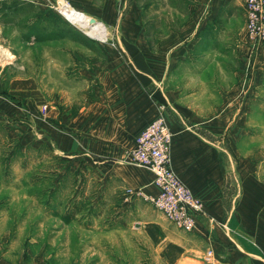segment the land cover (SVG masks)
I'll use <instances>...</instances> for the list:
<instances>
[{
  "label": "crops",
  "instance_id": "obj_1",
  "mask_svg": "<svg viewBox=\"0 0 264 264\" xmlns=\"http://www.w3.org/2000/svg\"><path fill=\"white\" fill-rule=\"evenodd\" d=\"M96 1L106 9L104 23L119 28L125 52H99L80 65L84 93L71 119L51 100L43 103L35 77L5 79L1 69L0 124L14 136L44 129L54 153L71 152L76 142L80 159L92 158L98 190L108 184L155 194L153 173L127 162L124 152L165 106L170 165L203 212L184 231L131 203L105 228L116 233L112 243L102 226L88 241L83 233L92 228L73 219L55 228L28 220L0 231V264H264V44L238 34L236 52H195L202 16L214 19L224 0H159L166 11L156 8L141 24L136 0ZM120 7L126 11L118 14ZM134 41L142 42L139 49L129 47ZM39 104L46 106L43 119ZM69 126L77 127L78 140ZM53 211L62 220L64 212Z\"/></svg>",
  "mask_w": 264,
  "mask_h": 264
},
{
  "label": "rangeland",
  "instance_id": "obj_2",
  "mask_svg": "<svg viewBox=\"0 0 264 264\" xmlns=\"http://www.w3.org/2000/svg\"><path fill=\"white\" fill-rule=\"evenodd\" d=\"M224 2L214 19H206V13L202 16L198 32L202 40L195 52H209L212 46L216 51L236 52L238 34L250 39L245 26L241 30L245 18L244 0ZM97 4L96 0H0V61L8 60L1 68V75L5 79L14 75L35 77L43 103L48 105L45 101L51 100L58 109H65V115L71 119L84 93L85 81L77 74L80 65L89 64L99 52H125L126 48L117 38L119 28L112 29L104 23L106 9L95 8ZM135 4L140 12V24L151 18L160 6L162 15L166 11L159 0H136ZM64 6L102 23L108 30L107 38L100 40L88 34L63 13ZM123 11L125 7H120L118 14ZM150 30L154 37V27ZM260 43L264 44V40ZM141 45V41L129 42L131 49H139ZM42 104L38 108L41 119L46 110L42 109L45 106ZM48 124L64 130L57 121ZM11 128L0 124V231L28 220L55 228L73 219L76 225L92 228L83 233L88 241L98 235L94 228L102 226L104 241L112 243L118 241L116 233L105 228L118 222L116 212L124 210L125 213L131 203L140 209L157 211L140 198L123 203L122 187L114 190L107 184L98 190L90 179L92 158L87 154V160H81L76 142L71 152L54 153L44 129L34 131L27 127L14 136ZM66 129L78 140L77 127ZM126 149L125 160L129 150ZM53 210L64 212L60 214L62 220L53 215Z\"/></svg>",
  "mask_w": 264,
  "mask_h": 264
},
{
  "label": "built area",
  "instance_id": "obj_3",
  "mask_svg": "<svg viewBox=\"0 0 264 264\" xmlns=\"http://www.w3.org/2000/svg\"><path fill=\"white\" fill-rule=\"evenodd\" d=\"M243 8L248 37L257 42L263 41L264 0H244ZM7 62L0 61V69ZM42 109L45 110L46 106ZM159 109V114L135 136L133 146L126 155L127 162L147 168L153 173V184L157 192L150 194L142 188L127 187L121 198L123 202L134 198L149 202L171 224L184 231H191L196 226L197 215L203 212L202 203L170 165L172 132L165 119V106L161 105ZM211 254L212 250L208 249L206 257Z\"/></svg>",
  "mask_w": 264,
  "mask_h": 264
},
{
  "label": "bare ground",
  "instance_id": "obj_4",
  "mask_svg": "<svg viewBox=\"0 0 264 264\" xmlns=\"http://www.w3.org/2000/svg\"><path fill=\"white\" fill-rule=\"evenodd\" d=\"M62 11L68 18H70V20L76 23L88 34L100 40H104L107 38L108 30L102 23L94 21L91 17L87 15L77 13L76 11H73L67 6H64Z\"/></svg>",
  "mask_w": 264,
  "mask_h": 264
},
{
  "label": "trees",
  "instance_id": "obj_5",
  "mask_svg": "<svg viewBox=\"0 0 264 264\" xmlns=\"http://www.w3.org/2000/svg\"><path fill=\"white\" fill-rule=\"evenodd\" d=\"M65 217V216H64ZM66 219H69V217H67Z\"/></svg>",
  "mask_w": 264,
  "mask_h": 264
}]
</instances>
